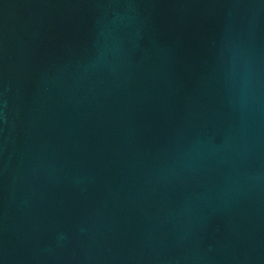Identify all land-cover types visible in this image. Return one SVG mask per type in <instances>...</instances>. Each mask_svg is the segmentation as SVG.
<instances>
[{
  "label": "water",
  "instance_id": "1",
  "mask_svg": "<svg viewBox=\"0 0 264 264\" xmlns=\"http://www.w3.org/2000/svg\"><path fill=\"white\" fill-rule=\"evenodd\" d=\"M0 264H264V0H0Z\"/></svg>",
  "mask_w": 264,
  "mask_h": 264
}]
</instances>
